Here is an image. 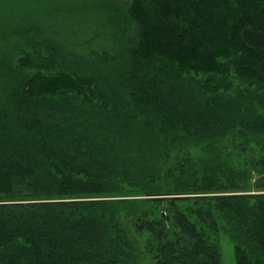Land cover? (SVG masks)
<instances>
[{
    "label": "trees",
    "instance_id": "obj_1",
    "mask_svg": "<svg viewBox=\"0 0 264 264\" xmlns=\"http://www.w3.org/2000/svg\"><path fill=\"white\" fill-rule=\"evenodd\" d=\"M220 235L264 264V0H0V264H222Z\"/></svg>",
    "mask_w": 264,
    "mask_h": 264
},
{
    "label": "rangeland",
    "instance_id": "obj_2",
    "mask_svg": "<svg viewBox=\"0 0 264 264\" xmlns=\"http://www.w3.org/2000/svg\"><path fill=\"white\" fill-rule=\"evenodd\" d=\"M101 19H98L96 20L97 21H100ZM253 180L256 179V176H253L252 177ZM125 195H128V194H125ZM131 195V194H130ZM122 199H125V198H128V199H132V198H137V197H134V196H126V197H120ZM124 222V225L125 227L127 228L128 230V233L133 241V243L135 244V246L138 248V249H142L143 247V244L145 242V236L142 235H137L134 231H133V228L131 226V223H128V222ZM220 255H221V261H222V264H234V261H233V249H232V245L230 244V242L228 241L227 237L225 236H222L220 235Z\"/></svg>",
    "mask_w": 264,
    "mask_h": 264
}]
</instances>
